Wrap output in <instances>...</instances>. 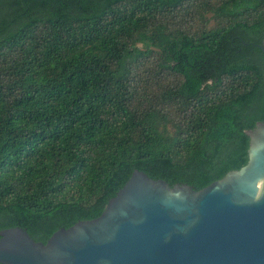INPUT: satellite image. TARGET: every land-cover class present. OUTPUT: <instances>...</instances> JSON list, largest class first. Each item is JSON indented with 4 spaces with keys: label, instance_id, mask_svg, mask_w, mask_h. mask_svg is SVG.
Instances as JSON below:
<instances>
[{
    "label": "trees",
    "instance_id": "1",
    "mask_svg": "<svg viewBox=\"0 0 264 264\" xmlns=\"http://www.w3.org/2000/svg\"><path fill=\"white\" fill-rule=\"evenodd\" d=\"M263 40L264 0H0V231L46 243L135 169L199 190L241 168Z\"/></svg>",
    "mask_w": 264,
    "mask_h": 264
},
{
    "label": "water",
    "instance_id": "2",
    "mask_svg": "<svg viewBox=\"0 0 264 264\" xmlns=\"http://www.w3.org/2000/svg\"><path fill=\"white\" fill-rule=\"evenodd\" d=\"M246 134L247 163L202 189L135 169L98 217L46 243L1 230L0 263L264 264V121Z\"/></svg>",
    "mask_w": 264,
    "mask_h": 264
},
{
    "label": "rangeland",
    "instance_id": "3",
    "mask_svg": "<svg viewBox=\"0 0 264 264\" xmlns=\"http://www.w3.org/2000/svg\"><path fill=\"white\" fill-rule=\"evenodd\" d=\"M210 15H211V14H209V16H210ZM216 23H217V21H216L215 19H211L210 22L208 23V27L211 28V27L215 26Z\"/></svg>",
    "mask_w": 264,
    "mask_h": 264
}]
</instances>
